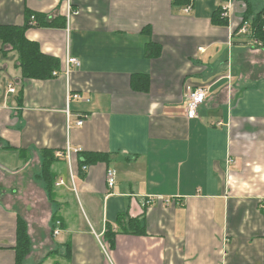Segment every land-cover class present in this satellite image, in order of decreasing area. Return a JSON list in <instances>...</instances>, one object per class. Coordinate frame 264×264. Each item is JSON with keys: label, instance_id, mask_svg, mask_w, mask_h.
Returning <instances> with one entry per match:
<instances>
[{"label": "crops", "instance_id": "0c3cea01", "mask_svg": "<svg viewBox=\"0 0 264 264\" xmlns=\"http://www.w3.org/2000/svg\"><path fill=\"white\" fill-rule=\"evenodd\" d=\"M72 4L68 22L65 0H0V25H25L27 11L58 19L26 35L59 71L81 61L68 76L25 78L18 53L0 50V264H17L19 219L31 239L23 264H264V47L240 32L264 0ZM218 10L226 25L213 23ZM187 86L208 89L195 118ZM68 146L82 151L52 164L48 189L41 151ZM82 153L110 159L83 172Z\"/></svg>", "mask_w": 264, "mask_h": 264}, {"label": "trees", "instance_id": "16d2710c", "mask_svg": "<svg viewBox=\"0 0 264 264\" xmlns=\"http://www.w3.org/2000/svg\"><path fill=\"white\" fill-rule=\"evenodd\" d=\"M190 1L173 0V3L175 5H186ZM32 15L31 11H27V23L23 26L0 25V50H3L6 46H10L18 53V67L21 68L23 77L49 79L53 77L54 71H59L60 60L56 56L44 53L39 43L30 40L26 32L31 26H56L58 19L49 21L46 15L35 13L37 23L33 24L31 23ZM213 23L226 25L228 20L223 18L221 10H218L213 14ZM64 24L61 25L63 26ZM143 31H150V28H145ZM250 31L251 39L259 41L260 45L264 47V9L253 17ZM146 51L150 57H158L161 54L162 48L158 43L150 41L147 44ZM149 81L148 75L135 74L132 77V86L139 91H148L150 86ZM41 152L43 158L41 177L46 182L48 189H51L53 185L51 166L58 157H56L55 151L52 149H43ZM109 159L108 153H82V165H89L99 161L109 162ZM123 216L125 215L121 217ZM131 225H137V221L132 222ZM107 237H109L111 243H114L115 232L111 227L108 229ZM15 248L17 251V264H23L31 250V239L28 234L27 224L23 219H19Z\"/></svg>", "mask_w": 264, "mask_h": 264}, {"label": "built area", "instance_id": "2783aa9c", "mask_svg": "<svg viewBox=\"0 0 264 264\" xmlns=\"http://www.w3.org/2000/svg\"><path fill=\"white\" fill-rule=\"evenodd\" d=\"M65 5H66V18L67 21L69 22L70 18L74 15V14H79V10L74 9L73 8V4H72V0H65ZM191 4L187 5L183 10L184 12H189L191 10ZM229 15V10L228 7L225 6L223 8V16L224 17H228ZM31 23L35 24L37 23V19H36V15L33 14L31 16ZM241 33H250V27L247 26H242L240 29ZM254 42L256 44H260L259 41L254 40ZM81 65V61L80 59H78L77 57H73V56H69L67 58L66 61V67L63 71H54L53 72V76H59V74H63L65 76H68L69 73L71 72V68L72 67H79ZM11 91H15V88H11ZM207 92L208 89L205 86H197V87H193V86H187L186 88V96H187V107H186V113H187V117L188 118H195L199 116V108L200 106L205 102L206 97H207ZM69 97H73L74 99H78L80 98L79 94H69ZM87 116L85 114H82L79 116V118L77 119L76 124L78 126H82L85 123ZM82 149L81 148H71L70 146H68L65 150H59L56 152V157L58 158H64L67 161H71V157L73 152H81ZM89 168L88 165H83L82 166V171L85 172L87 171ZM116 176H117V172L115 169H108L107 171V183L110 189H113L116 185ZM61 183H64V181H61ZM56 228L54 230L55 234H58L60 232V226H61V222L60 221H56L55 223ZM101 246L103 247V249L106 252V247L104 246V244H101Z\"/></svg>", "mask_w": 264, "mask_h": 264}]
</instances>
